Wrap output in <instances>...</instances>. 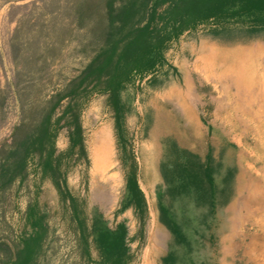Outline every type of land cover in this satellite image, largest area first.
<instances>
[{
	"label": "rangeland",
	"instance_id": "obj_1",
	"mask_svg": "<svg viewBox=\"0 0 264 264\" xmlns=\"http://www.w3.org/2000/svg\"><path fill=\"white\" fill-rule=\"evenodd\" d=\"M68 1L0 0V143L11 139L14 127L22 121L37 88L41 95L52 94L65 78L78 74L87 63L76 51L77 40L68 42L62 54L59 50L57 33L69 26ZM240 27L230 25L224 29L207 23L186 31L170 43L163 65L143 79L136 78L123 92L126 113L122 132L135 155L139 184L147 198L144 219L136 207L123 209L130 163L122 149L116 119L106 96L95 94L83 110L89 162L80 160L77 166H72L69 183L73 193L84 201L89 218L99 212L111 228L121 222L127 224L133 255L130 264H163L164 256L173 250L183 258L180 264H217L214 258L223 248L215 239H264V226L261 225L264 223L262 123L249 111L244 112L243 96L238 94L235 85L230 80L218 79L221 71H208L202 62L208 54L206 49L211 47L262 49L264 52V34L250 38ZM252 61L257 68V81H263L264 53ZM257 89L255 95L259 98ZM260 105L261 101L257 100L252 106L255 107L253 112ZM179 121H183L182 124ZM104 139L109 153L100 159L96 168L94 157ZM57 144L61 151L67 149V131L61 132ZM208 147L213 148L207 158L212 166L205 171ZM210 177L215 179L216 186L214 209L210 202L202 199V195L207 200V195L211 197L213 193ZM163 193L164 203L176 213L180 223L190 229L187 233L191 247L189 243L178 245L176 236L162 221L160 195ZM6 194L0 203V235L15 238L24 224L28 205L37 200L46 209L50 229L47 252L40 264L79 261L76 239L68 221L64 220L65 206L51 180L33 175L22 188L17 183ZM232 204L234 207H230ZM3 210H6L5 216ZM239 254L238 259L244 264L243 252ZM247 264L250 263L247 261Z\"/></svg>",
	"mask_w": 264,
	"mask_h": 264
},
{
	"label": "trees",
	"instance_id": "obj_2",
	"mask_svg": "<svg viewBox=\"0 0 264 264\" xmlns=\"http://www.w3.org/2000/svg\"><path fill=\"white\" fill-rule=\"evenodd\" d=\"M66 7L69 26L57 33L60 53L68 42L77 40L76 51L87 63L78 74L65 78L52 94L41 95L37 88L11 139L0 143V203L8 190L17 183L22 188L33 175L49 179L65 206L64 220L76 239L79 261L75 264H130L133 255L127 224L121 222L111 228L99 212L89 218L84 201L73 193L69 183L72 166L80 160L89 162L82 121L85 106L95 94L106 96L130 163L123 209L136 207L144 219L147 198L139 184L135 155L122 132L124 90L136 78H145L166 62L165 53L173 40L202 24L214 23L224 29L241 25L250 38L263 35L264 0H69ZM63 130L68 136L65 151L57 144ZM214 180L210 177L211 197L207 195L206 200L202 195L212 209L216 205ZM160 196L162 221L176 236L178 245L188 244V227L164 203V193ZM47 218L41 203L31 202L20 233L13 239L0 235V264H40L50 235ZM173 251L163 258V264H180L183 258Z\"/></svg>",
	"mask_w": 264,
	"mask_h": 264
},
{
	"label": "bare ground",
	"instance_id": "obj_3",
	"mask_svg": "<svg viewBox=\"0 0 264 264\" xmlns=\"http://www.w3.org/2000/svg\"><path fill=\"white\" fill-rule=\"evenodd\" d=\"M206 42V41H205ZM201 44V43H200ZM206 45V44H205ZM227 45V44H226ZM223 46V45H222ZM200 47V46H199ZM205 47V46H204ZM225 47V46H224ZM206 51L208 52L206 58L203 59L202 62H204V66H205V69L206 70H210L212 71L214 69V72L216 70H220L221 72L219 73V76L217 77L218 79H222V80H230L236 87V90L238 92V94L242 95L243 96V99H242V103H243V108H244V112H247L249 111L256 120H258V122L262 123V128L264 130V80L263 81H257V68H256V65L254 64V62L252 60H255V57H259L261 58L262 55H263V51L262 49H257V50H250V49H245V48H229V47H226L225 49H220V48H207ZM189 58V57H188ZM251 59V60H250ZM183 62V61H182ZM200 62V61H199ZM185 64V63H184ZM202 65V64H201ZM219 65H220V68H219ZM181 67V66H180ZM259 68V67H258ZM262 69V68H261ZM187 70V69H186ZM259 70V69H258ZM264 70V69H263ZM262 70V71H263ZM190 72V71H189ZM172 80V79H171ZM214 80V79H213ZM171 84V83H170ZM175 84V83H174ZM191 84V83H190ZM181 85V84H180ZM226 85V84H225ZM179 87V86H178ZM187 86H185L186 88ZM258 88L257 90L259 91L260 93V97L258 98L256 95H255V89ZM191 90V89H190ZM192 92V91H191ZM167 93V92H166ZM170 93V92H169ZM184 95V94H183ZM138 96V95H137ZM185 97V96H184ZM257 100H260L261 101V105L259 107V109L255 112H253V107L252 106L254 105V103H257ZM156 101V100H155ZM160 101V100H159ZM183 101V100H182ZM229 101V100H228ZM162 102V101H161ZM187 102V101H186ZM151 104V103H150ZM185 104V103H184ZM259 104V102H258ZM257 104V105H258ZM221 105V104H220ZM219 105V106H220ZM224 105V104H223ZM228 105V104H227ZM230 105H228L229 107ZM256 106V105H255ZM217 107V106H216ZM146 108V107H145ZM184 108V107H183ZM172 110V109H171ZM170 110V111H171ZM240 110V109H239ZM166 111V110H165ZM168 111V112H170ZM201 111V110H200ZM218 111H216L217 113ZM248 112V113H249ZM237 113V112H236ZM151 115V114H150ZM239 115V114H238ZM251 115V117H252ZM179 116V115H178ZM185 116V115H184ZM189 116V114H188ZM177 117V116H176ZM187 117V116H186ZM135 118V117H134ZM137 118V117H136ZM156 119V118H155ZM221 119V118H220ZM242 119V118H241ZM244 119V118H243ZM138 120V119H137ZM191 120H192V117H191ZM186 121V120H185ZM213 121H215L213 119ZM136 122V121H134ZM144 122V121H143ZM146 122V121H145ZM177 122V121H176ZM180 122V121H179ZM183 122V121H181ZM180 122V123H181ZM138 123V122H137ZM148 123V122H146ZM160 124V123H158ZM167 124V123H166ZM182 124V123H181ZM184 124V123H183ZM156 125V124H155ZM180 125V124H179ZM261 126V125H260ZM259 126V127H260ZM156 127V126H155ZM170 127V126H169ZM168 127V128H169ZM196 127V126H195ZM194 127V128H195ZM134 128V127H133ZM132 128V129H133ZM182 128V127H181ZM200 128V127H198ZM103 129V128H102ZM135 129V128H134ZM156 129V128H155ZM180 129V128H179ZM185 129V128H184ZM196 129V128H195ZM107 130V129H106ZM142 130V129H141ZM199 130V129H198ZM201 130V129H200ZM104 131V130H103ZM157 131V130H156ZM190 131V130H189ZM221 131V129H220ZM105 132V131H104ZM107 132V131H106ZM158 132V131H157ZM205 131H203L204 133ZM194 133V132H193ZM196 133V132H195ZM214 133V132H213ZM231 133V132H230ZM250 133V132H249ZM153 134V132H152ZM174 134V132H173ZM200 134V133H199ZM223 134V133H222ZM248 134V133H247ZM97 135V134H96ZM95 135V136H96ZM209 135V133H208ZM238 135V134H237ZM176 136V135H175ZM200 136V135H199ZM155 137V136H154ZM96 138V137H95ZM178 138V137H177ZM203 139V137H201ZM208 138V137H207ZM241 138V137H240ZM175 139V138H174ZM231 139V138H230ZM95 140V139H94ZM166 141V139H164ZM163 140V141H164ZM171 140V139H170ZM178 140V139H177ZM190 140V139H189ZM210 140V139H209ZM242 140V139H241ZM247 140V139H246ZM250 140V139H249ZM198 141V140H197ZM239 141V140H238ZM254 141V140H253ZM110 142V141H109ZM157 142V141H156ZM160 142V141H159ZM216 142V141H215ZM221 142V141H220ZM158 143V142H157ZM202 143V142H201ZM212 143V142H211ZM222 143V142H221ZM231 143V142H230ZM234 143V142H233ZM243 143V142H242ZM155 144V143H154ZM161 144V143H160ZM208 144V143H207ZM232 144V143H231ZM241 144V143H240ZM164 145V144H163ZM185 145V144H184ZM212 145V144H211ZM234 145V144H233ZM236 145V144H235ZM214 146V145H213ZM223 146V145H222ZM238 146V145H237ZM183 147V145H182ZM254 147V146H253ZM163 148V147H162ZM181 148V146H180ZM191 148V146H190ZM202 148V147H201ZM212 148V147H211ZM239 148V147H238ZM157 149V148H156ZM213 149V148H212ZM110 150V149H109ZM113 150V149H112ZM148 150V149H147ZM150 150V149H149ZM244 150V149H243ZM238 151V150H237ZM144 152V151H143ZM163 152V150H162ZM231 152V150H230ZM109 153L108 151V145H107V142L106 140L104 139L102 141V144H101V147H100V151L96 152V155L94 157V164H95V167L97 168L98 165H99V161L100 159H104L106 158L105 156ZM229 153V152H228ZM165 154V153H164ZM163 155V154H162ZM231 156V154H230ZM157 159V158H156ZM195 159V158H194ZM199 159V158H198ZM226 159V158H225ZM201 160V159H200ZM156 161V160H155ZM164 161V160H163ZM202 161V160H201ZM225 161V160H224ZM255 161V160H254ZM259 161V160H258ZM152 162V161H151ZM194 162V161H193ZM227 162V161H226ZM248 162V161H247ZM246 162V163H247ZM154 163V162H153ZM195 163V162H194ZM249 163V162H248ZM251 164V163H250ZM255 164V163H254ZM257 165V164H256ZM262 165V164H261ZM195 166V165H194ZM196 167L198 168L199 165L197 166V163H196ZM203 167V164L202 166ZM210 167V166H209ZM246 167V166H245ZM191 168V167H190ZM194 168V167H192ZM211 168V167H210ZM244 168V167H243ZM242 168V169H243ZM134 169V168H133ZM197 169H195V173L197 172L196 171ZM253 170V169H252ZM152 170H150L151 172ZM155 171V170H154ZM255 171V169H254ZM153 172V171H152ZM225 172V171H224ZM256 172V171H255ZM199 174V172H197ZM254 173V172H253ZM241 174V173H240ZM204 175V174H203ZM246 175V174H245ZM199 176V175H198ZM217 176V175H216ZM241 176V175H240ZM238 177V176H237ZM263 177V176H262ZM105 178V177H104ZM261 178V177H260ZM264 178V177H263ZM204 179V178H203ZM219 178L216 180L218 181ZM234 180V179H233ZM232 180V181H233ZM200 182V181H199ZM201 183H203V181H201ZM176 184V183H175ZM218 184V182H217ZM253 184V183H252ZM236 186V185H234ZM202 187V186H200ZM233 188H236V187H233ZM203 189V187H202ZM206 189V188H204ZM207 190V189H206ZM201 191V190H200ZM240 192V191H239ZM237 193V192H236ZM201 194V193H200ZM199 194V195H200ZM197 195V194H196ZM189 196V195H188ZM237 196V195H236ZM186 197V196H185ZM182 198V197H181ZM183 199V198H182ZM189 200V198H188ZM183 201V200H182ZM236 201V200H235ZM189 202V201H188ZM236 203V202H235ZM184 204V203H183ZM194 204V203H193ZM185 205V204H184ZM175 206V204H174ZM149 207V206H148ZM177 207V206H176ZM175 207V208H176ZM230 207H234V205L232 204ZM184 209H186L184 207ZM225 209V208H224ZM229 209V207L227 208ZM187 210V209H186ZM195 210V209H193ZM222 210V209H221ZM195 213V212H194ZM180 214V213H179ZM229 214V213H228ZM227 214V215H228ZM240 214V213H239ZM221 215V214H220ZM260 215V213H259ZM263 215V213H262ZM180 216V215H179ZM186 216V215H185ZM236 216V215H235ZM264 216V215H263ZM188 218V216H186ZM226 216H224L225 218ZM250 219V218H249ZM252 219V218H251ZM255 219V218H254ZM182 220V219H181ZM222 220V219H221ZM263 220V219H261ZM230 221V220H229ZM242 221V220H241ZM227 222V221H225ZM231 222V221H230ZM256 222V220H255ZM230 224V223H229ZM224 226V225H223ZM230 227V226H229ZM256 227V226H255ZM231 228V227H230ZM241 228V227H240ZM253 228V227H252ZM258 228V227H257ZM256 228V229H257ZM189 229V228H188ZM225 229V227H224ZM223 229V230H224ZM160 230V229H158ZM222 230V229H221ZM150 231V230H149ZM152 231V230H151ZM184 231V230H183ZM219 231V230H218ZM157 232V231H156ZM189 232H190V229H189ZM185 233V232H184ZM194 233V231H193ZM153 234V233H152ZM188 234V233H187ZM152 236V235H151ZM190 236V235H189ZM253 236V235H252ZM165 238V237H164ZM231 238V237H230ZM223 239V237H222ZM161 240V239H160ZM261 240V239H260ZM164 242V241H163ZM227 242V241H226ZM248 242V241H247ZM193 243V241H192ZM165 244V242H164ZM199 245V244H198ZM154 246V245H153ZM198 247V246H197ZM239 247V246H238ZM166 248V247H165ZM194 248V247H193ZM236 248V247H235ZM240 248V247H239ZM247 248V247H246ZM245 248V249H246ZM163 249V248H162ZM197 249V248H196ZM241 249H242V246H241ZM236 250H238L236 248ZM167 251V250H166ZM235 251V250H234ZM243 251V250H242ZM174 252V251H173ZM179 253V252H178ZM176 254V252H175ZM167 255V254H166ZM162 255H160L161 257ZM181 256V255H180ZM191 256V255H189ZM197 256V254H196ZM204 256V255H203ZM165 257V256H164ZM192 257V256H191ZM261 257V256H260ZM196 259H199V258H196ZM250 259V258H249ZM247 259V260H249ZM187 260V258H186ZM185 260V261H186ZM208 260V259H207ZM221 260V259H220ZM246 260V259H245ZM244 260V261H245ZM188 262V261H186ZM222 262V261H221ZM251 263V262H250Z\"/></svg>",
	"mask_w": 264,
	"mask_h": 264
},
{
	"label": "crops",
	"instance_id": "obj_4",
	"mask_svg": "<svg viewBox=\"0 0 264 264\" xmlns=\"http://www.w3.org/2000/svg\"><path fill=\"white\" fill-rule=\"evenodd\" d=\"M208 133L210 135L211 131L209 130ZM206 148H207V146H206ZM219 149H221V148L219 147ZM210 150H211V148L208 147V151L205 155V159H206L205 163L207 165L205 171L210 168L209 166H212L210 161L207 160V158L210 157V154H212L210 152ZM208 179H209L208 181L210 182V178H208ZM249 197H250V200H252V196L249 195ZM220 219H221V217H220ZM261 225L264 226V223H261ZM210 240L212 241V239H210ZM248 240L249 241L247 242V239H215V243L218 245L221 244L222 248H223L222 252L218 253V257L215 256V258H214L218 261V263L217 262L216 263L217 264H242L241 260L238 259L239 258L238 256L241 255V253L239 254V252H243V255H244L243 259L244 260L246 259L244 261V264H247V261L249 263L251 262L250 264H264V239H261V240L256 239V241H253V239H248ZM257 240H259V241H257ZM247 244H249V245H247ZM254 245H256L255 248H254ZM241 246H244L243 251H241ZM235 247L238 250H236ZM247 259H249V260H247Z\"/></svg>",
	"mask_w": 264,
	"mask_h": 264
}]
</instances>
